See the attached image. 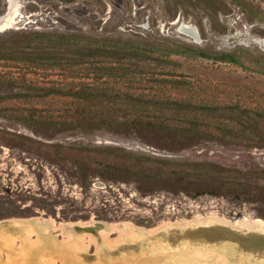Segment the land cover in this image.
Returning <instances> with one entry per match:
<instances>
[{
    "label": "rangeland",
    "instance_id": "rangeland-1",
    "mask_svg": "<svg viewBox=\"0 0 264 264\" xmlns=\"http://www.w3.org/2000/svg\"><path fill=\"white\" fill-rule=\"evenodd\" d=\"M6 10L0 264H264V0Z\"/></svg>",
    "mask_w": 264,
    "mask_h": 264
},
{
    "label": "trees",
    "instance_id": "trees-1",
    "mask_svg": "<svg viewBox=\"0 0 264 264\" xmlns=\"http://www.w3.org/2000/svg\"><path fill=\"white\" fill-rule=\"evenodd\" d=\"M9 51H10V47H8L7 45L5 44L0 45V56H5ZM195 54L203 56V57L220 60V61H228V62L237 63L236 58L233 55L228 54V53L208 55L207 53L203 51H195ZM116 69H118L116 66H114L113 64H109L108 66L105 67V72L109 74L110 72H113ZM72 96L80 97V98L82 97L91 98L92 95H87L86 92L82 93V90H80V91H74L72 93ZM98 96H101L105 99L111 98L110 99L111 101H113L116 97H118V96H110V95H104V94H100ZM119 97L121 98V100H123L128 105H134L138 102H141L143 104L152 102L154 104H163L166 108L171 107V108H177V109L184 108V105H185L181 101H177V100L164 99V100L158 101V100H154L151 98H142V97L139 98L136 95H133L131 93H124V94L119 95Z\"/></svg>",
    "mask_w": 264,
    "mask_h": 264
},
{
    "label": "bare ground",
    "instance_id": "bare-ground-1",
    "mask_svg": "<svg viewBox=\"0 0 264 264\" xmlns=\"http://www.w3.org/2000/svg\"><path fill=\"white\" fill-rule=\"evenodd\" d=\"M9 3H10V0H9ZM14 16H15V11H12V10H9V12L7 14L1 16L0 17V29H5V28L9 27L11 25V23L13 22ZM204 220L207 221V220H210V218H204ZM187 222H184V223H187ZM209 222L211 224H214L216 226L217 225L219 226V225H221V223H224L225 224L226 220L223 219V220H220L219 222L218 221H215V222L209 221ZM189 223H192V221H190ZM236 225L237 226H245V225H248V226H251V227H254L255 229H257V227H259V228L264 227V220H254V219H251V220H246L245 222L238 223ZM99 228H100V226H98V229ZM188 228L189 227H187V229ZM102 229H103V227H102ZM138 229H140L139 226L138 227L134 226V227L130 228L128 232L131 235H135V234H137ZM258 232H261V231L258 230ZM198 234L199 233H187V235H189V236H198ZM256 236H258V235H256ZM187 238L194 239L195 237H187Z\"/></svg>",
    "mask_w": 264,
    "mask_h": 264
},
{
    "label": "water",
    "instance_id": "water-1",
    "mask_svg": "<svg viewBox=\"0 0 264 264\" xmlns=\"http://www.w3.org/2000/svg\"><path fill=\"white\" fill-rule=\"evenodd\" d=\"M6 12H7V10H6L3 14H1L0 17L3 16ZM256 230H259V231H261V232H262V231L264 232V227H262V228L257 227Z\"/></svg>",
    "mask_w": 264,
    "mask_h": 264
},
{
    "label": "crops",
    "instance_id": "crops-1",
    "mask_svg": "<svg viewBox=\"0 0 264 264\" xmlns=\"http://www.w3.org/2000/svg\"><path fill=\"white\" fill-rule=\"evenodd\" d=\"M131 235V234H130ZM131 237H134V238H136V239H141L142 237H140V236H138V235H131ZM184 264V263H183Z\"/></svg>",
    "mask_w": 264,
    "mask_h": 264
}]
</instances>
